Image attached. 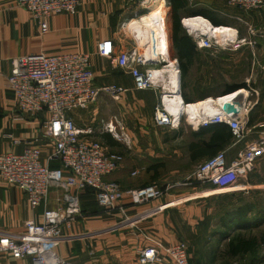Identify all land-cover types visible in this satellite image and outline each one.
Returning a JSON list of instances; mask_svg holds the SVG:
<instances>
[{"label": "crops", "instance_id": "crops-1", "mask_svg": "<svg viewBox=\"0 0 264 264\" xmlns=\"http://www.w3.org/2000/svg\"><path fill=\"white\" fill-rule=\"evenodd\" d=\"M227 2L187 0L186 9L181 11V25L186 33L187 27L192 26L217 38L246 41L236 50L199 52L186 79L185 93L191 101L186 103L181 76L178 81L179 63L172 47L168 17L171 10L165 21L169 32L167 56L155 23L147 31L134 29L136 25L130 27L143 16L154 20L152 14L161 5L160 0H81L75 15H53L48 20L46 33L41 32L33 15L19 7L16 0H0V154H20L29 144H38L42 160L47 163L53 149V143L43 137V128L49 119L47 113L16 119L19 114L13 96L5 87L13 61L29 55L86 53L91 56L98 86L117 85L125 90L119 101L104 95L87 110L72 114L77 127L85 132V138L108 142L111 152L123 155V163L108 179L125 191L151 184L169 188L162 199L143 205H132L126 198L123 205L130 219L127 223L119 213L102 209L91 192L83 194V217L63 229V236L68 240L57 247L58 255L67 264H138V251L148 244L146 234L169 246L187 239L191 264H206L205 254L196 247V237L190 240L188 232L190 229L195 236L200 235L195 226L208 218L206 196L210 194L205 192L206 185L192 180L197 167L209 159L202 150L209 136L198 137L194 133L204 126L202 122L208 117L221 112L239 113L245 121L244 138L240 142L234 138L222 150L231 163L264 131V10L242 11ZM166 6L171 9L168 0ZM203 13L214 16L221 25L215 27L201 16ZM187 18H203L209 26L189 24L190 19L184 25L183 20ZM224 28L229 31H216ZM105 40L113 41L117 54L135 52L146 58L147 64L140 65L139 69L159 72L153 73L155 87L137 90L130 73L114 66L109 58L101 57L99 49ZM153 49L154 54L148 55L147 51ZM170 62H175V66L169 68ZM231 86L238 88L227 92ZM240 97L242 110L237 103ZM108 98L113 100L110 104H107ZM161 103L177 122L180 120L178 128L156 125L155 110ZM192 106H196L195 113L191 112ZM110 122L118 137L103 133ZM14 140L21 144L15 145ZM156 165L161 166L156 168ZM188 195H195V199L179 207L161 209L172 198ZM57 196L52 190L48 207L56 206ZM43 211V206L32 209L23 191L0 178V233L23 234L26 222L42 223ZM0 264L33 263L30 258L14 259L9 252H4L0 253Z\"/></svg>", "mask_w": 264, "mask_h": 264}, {"label": "built area", "instance_id": "built-area-1", "mask_svg": "<svg viewBox=\"0 0 264 264\" xmlns=\"http://www.w3.org/2000/svg\"><path fill=\"white\" fill-rule=\"evenodd\" d=\"M16 2L33 15L42 33L49 30L48 20L53 15H75L81 6V0ZM227 3L247 12L264 10V0H228ZM189 19H184L183 24ZM188 27L187 33L199 50H236L246 42L233 41L230 37L217 38L197 27ZM99 54L130 73L137 90L155 87L154 71L139 69L140 65L147 64L146 58L135 52L117 54L112 40L101 43ZM12 65L5 87L13 96L19 114L16 119L47 113L49 119L44 125L43 137L53 143V149L47 163L42 160L38 144H29L20 154H0V178L23 191L32 209L44 207L42 223L26 222V231L21 235L0 233V253L9 252L14 259L30 258L33 264H67L58 255L57 247L68 240L63 236V229L83 217V194L91 192L102 209L119 213L127 223L130 219L123 205L126 198L132 205H143L162 199L169 188L151 184L125 191L117 182L108 179L123 163V155L111 152L101 141L85 138V132L77 127L72 114L87 110L102 95L119 101L125 90L117 85L98 86L89 54L29 55L14 60ZM154 120L159 127L174 129L180 125V120L176 123L163 103L156 107ZM219 123L230 128L237 142L244 138L245 121L239 113L221 112L202 122L204 126ZM104 132L118 137L112 122L105 125ZM14 144L19 145L21 141L14 140ZM225 154L221 151L210 157L193 175L195 183L207 186L205 192H216L207 198L235 191L239 182L255 169L258 160L264 158V131L231 163L227 162ZM52 190L58 196L56 206L50 208L48 202ZM194 199L195 195L172 198L161 209L179 207ZM144 238L148 244L138 251V264H191L186 242L169 246L147 234Z\"/></svg>", "mask_w": 264, "mask_h": 264}, {"label": "rangeland", "instance_id": "rangeland-1", "mask_svg": "<svg viewBox=\"0 0 264 264\" xmlns=\"http://www.w3.org/2000/svg\"><path fill=\"white\" fill-rule=\"evenodd\" d=\"M108 99L107 104H110L113 100ZM247 186L253 187L247 189ZM214 193L216 192H210L208 195ZM207 200L209 201L205 213L208 218L203 224L195 226V231L199 232L200 235L195 236L194 232L188 229V232L191 233L190 240L196 237V247L201 253L205 254V263L264 264V245L261 246L258 254L261 260H255L251 255H241L233 258L228 253L230 239H234L238 235L247 238L256 236L260 239L264 235V160L258 162L253 172L246 179L239 182L235 191L216 195ZM246 207L250 209L245 215L247 218L245 223L242 226L233 223L232 214H238L236 213L237 210ZM223 221L228 222L230 226L222 224ZM184 242L189 244L187 239Z\"/></svg>", "mask_w": 264, "mask_h": 264}, {"label": "trees", "instance_id": "trees-1", "mask_svg": "<svg viewBox=\"0 0 264 264\" xmlns=\"http://www.w3.org/2000/svg\"><path fill=\"white\" fill-rule=\"evenodd\" d=\"M168 2L171 7V12L169 17L171 21L172 47L175 53V57L178 59V63H179L180 76H181V91L184 101L186 103H190L191 101L185 93L186 79L188 77L191 67L193 66L194 62L196 61L199 55V52L203 50L197 49L195 41L185 32V30L181 25V18H182L181 11L186 9L187 0H168ZM201 16L208 19L215 27L221 25L220 21L215 19L214 16L210 14L203 13ZM236 88L238 87L231 86L226 91L235 92ZM179 134L180 133H178V135ZM194 135L198 137L209 136V140L203 142V149H202L204 151V155H209V158L214 157L219 152H221L224 149V147L228 144V142L232 141L235 138L230 128L223 123L209 124L207 126H203L199 128V130L196 131ZM104 136L105 134H103V137ZM101 142L108 147L107 145L108 142L106 143L104 141ZM52 166L55 167V165ZM159 166L161 165H156L154 167L158 168ZM249 209H250L249 207L241 208L236 211V213L238 214H232V217L234 218L233 223H237L240 224V226H242L245 223V219H247L245 215ZM251 211L253 210L251 209ZM222 224L224 225L227 224L228 227L230 226V224L228 225V222L226 223L223 221ZM262 245H264V235L260 239L256 236H250L247 238L245 236L238 235L234 239H230L228 253L233 258H237L241 255H251L255 260H261L258 254L261 250Z\"/></svg>", "mask_w": 264, "mask_h": 264}, {"label": "bare ground", "instance_id": "bare-ground-1", "mask_svg": "<svg viewBox=\"0 0 264 264\" xmlns=\"http://www.w3.org/2000/svg\"><path fill=\"white\" fill-rule=\"evenodd\" d=\"M160 6L159 7H157L154 11H155V13L154 14H152V15H154V20H152V18H150L149 16H143L142 18H140V22H133V24L130 26L131 27V29L134 27V25H136L135 26V28L134 29H138L139 31H147V29L148 28H151V25L153 24V23H155V25H156V29H157V31H158V33L160 34V36H161V38H162V40H163V51H164V55H166L167 56V53H168V51H167V53L165 52V50L167 49V43H169V36H168V31H167V24H166V18H167V16H168V13H169V11L171 10L170 8H168L167 6H166V0H160ZM152 17V16H151ZM169 17V16H168ZM189 24H192V25H195V26H198V27H203L204 25L205 26H209V23L207 22V21H205L203 18H194V19H190V21L188 22ZM133 26V27H132ZM204 26V27H205ZM133 29V30H134ZM218 33H225V32H227V31H229V30H227L226 28H224V29H219V30H216ZM168 32V33H167ZM139 33V32H138ZM148 35V34H147ZM145 36H146V34H145ZM149 36V35H148ZM147 37V36H146ZM161 42V41H160ZM155 47V46H154ZM168 50V49H167ZM147 51V50H146ZM148 52V55H152V54H154V49L153 50H149V51H147ZM170 60V59H169ZM171 63V66L169 67V68H171V67H174L175 66V62H170ZM156 75H158L159 74V72H154ZM241 100V102L240 103H242V101H243V98L242 97H240V98H238L237 99V101L239 102ZM240 108H241V110H242V108H243V106H242V104L239 106ZM190 109H191V112L192 113H195V109H196V106H192V107H190ZM213 116H215V115H213ZM213 116H211V117H213ZM211 117H208V118H211ZM176 123H177V121H176Z\"/></svg>", "mask_w": 264, "mask_h": 264}, {"label": "water", "instance_id": "water-1", "mask_svg": "<svg viewBox=\"0 0 264 264\" xmlns=\"http://www.w3.org/2000/svg\"><path fill=\"white\" fill-rule=\"evenodd\" d=\"M178 81H179V83H180V74L178 75ZM241 102V100L238 102L237 101V103L239 104V105H241L242 103H240ZM237 114V113H236Z\"/></svg>", "mask_w": 264, "mask_h": 264}]
</instances>
